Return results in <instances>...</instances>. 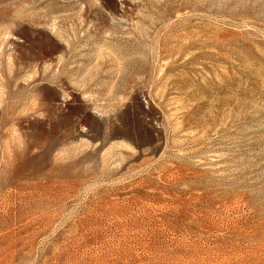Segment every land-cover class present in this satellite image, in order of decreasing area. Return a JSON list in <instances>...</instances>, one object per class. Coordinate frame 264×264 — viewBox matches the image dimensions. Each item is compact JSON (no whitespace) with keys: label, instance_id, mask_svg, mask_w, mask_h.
<instances>
[{"label":"rangeland","instance_id":"rangeland-1","mask_svg":"<svg viewBox=\"0 0 264 264\" xmlns=\"http://www.w3.org/2000/svg\"><path fill=\"white\" fill-rule=\"evenodd\" d=\"M0 264H264V0H0Z\"/></svg>","mask_w":264,"mask_h":264}]
</instances>
